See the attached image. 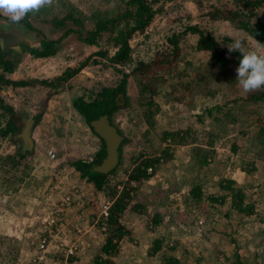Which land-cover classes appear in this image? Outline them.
Returning a JSON list of instances; mask_svg holds the SVG:
<instances>
[{
    "label": "rangeland",
    "instance_id": "374dc122",
    "mask_svg": "<svg viewBox=\"0 0 264 264\" xmlns=\"http://www.w3.org/2000/svg\"><path fill=\"white\" fill-rule=\"evenodd\" d=\"M236 3V0L154 2L155 12L151 23L130 39L131 59L118 69L129 72L137 61L147 60L154 53L170 47V36H178L179 56L175 66L167 71L158 68L149 79L154 89L151 97L159 106L157 113L152 115L150 122L146 121L144 113L148 93L141 97L137 79L130 75L127 92L132 105L116 112L112 118L123 141L119 148L121 159L107 176L110 190L93 192L95 196L91 201H80V214L84 216L79 224L73 222L70 227L66 226L65 235L53 230L52 244L44 253L37 249L40 236L28 235L24 238L25 244L20 243L22 248L29 245L33 248L32 252L29 249H23L22 253L14 251L16 245L12 239H9L10 244L6 242L9 247L0 242V249L9 248L10 253L7 254V263L2 264H38L41 253L47 261L58 264H74L77 255L81 264H95L94 257L106 231L104 219L98 215L104 201L113 202L115 199V195L109 194L111 188L114 187L116 194H119L128 171L137 160L159 156L165 147L160 139L162 131L187 129L192 130V137H197V141L206 140L210 134L216 138H213V147L208 148L206 162L199 157L200 146L195 143L172 146V157L155 164L148 180L131 184L130 195L133 197L121 221L124 222L126 217L133 234L129 241L121 243L111 261L113 264H158L156 257L149 256V246L158 237L165 240L171 237L182 243V248L188 249L187 257L183 251L178 253L189 264H234L236 259L242 264H264V103L247 104L236 100V97L247 93L236 81V70L215 71L210 68L207 54L195 50L197 37L188 30L189 26L198 25L216 36L227 49L228 44L233 42L232 38L243 39L248 46L256 47V40L234 22L209 16L216 8L233 12L237 8ZM118 8V0H53L52 5L47 6L45 18L38 13L30 17V23L36 30L26 28L21 22L14 23L7 15L0 14V36L4 38V45L0 48L8 59L14 57L13 50L18 52V62L13 70L17 80L28 75H35L38 79L52 78L67 67L85 64L59 88L50 90L42 85L18 87L12 89L10 95L7 93L6 97L3 96L5 102L19 112L24 124L29 117L33 118L31 149L35 147L38 153H44L45 158L48 151L54 153L53 159L60 158L57 163L70 169L63 175L69 179L73 172L68 161L89 160L98 149V145L91 141L92 131L74 110L71 100L76 96L88 98L100 87L114 85L121 74L96 54L99 50H108L110 54L113 52L114 48L106 36L100 39L99 45H87L79 41L75 33L62 36L64 28L56 29L45 20H50L53 15L64 16L73 10L76 15L85 17L83 21L90 27L88 17L93 11L113 12ZM255 13L264 20V4L256 8ZM42 35L57 40V50L52 56L35 58L23 47L38 46ZM217 106L222 107L217 109ZM260 139L263 144L259 142ZM9 146L3 144L0 147ZM232 147L234 150H231ZM47 159L43 160L45 166L50 164ZM42 177L48 181L49 172L45 171ZM79 179L77 182L87 184L83 191L89 189L87 193H91V183L84 177L79 176ZM220 179H232L245 190L246 199L254 204L255 212L252 215L236 213L226 201L217 204L204 198L198 202L190 199V189L196 184L203 188V196L218 193L216 184ZM54 181L50 178L47 186L45 183L42 188L45 196H51L43 207L45 218L52 209H59L62 217L68 206L73 205L57 202L56 197L63 193V185H53ZM138 199L144 200L147 205L142 213L160 217L162 224L159 230H151L146 221L147 214L138 216L131 209L132 203ZM88 225L92 231L85 232ZM76 229H80V232L75 235L76 244L73 246ZM54 244L57 250H53ZM80 245L82 248H77ZM200 253L201 259L197 263L195 259Z\"/></svg>",
    "mask_w": 264,
    "mask_h": 264
},
{
    "label": "trees",
    "instance_id": "16d2710c",
    "mask_svg": "<svg viewBox=\"0 0 264 264\" xmlns=\"http://www.w3.org/2000/svg\"><path fill=\"white\" fill-rule=\"evenodd\" d=\"M119 8L113 12L96 9L88 18L91 20V26L87 27L83 21L85 17L80 14H75L73 10L68 11L64 16L53 15L50 20H45L49 26L54 28H64L65 31L62 36L70 33H75L84 44L99 45L100 39L106 36L108 43L114 48L110 54L108 50H99L96 54L106 61L113 68H116L121 74L119 80L110 86H102L97 91L92 93L88 98L85 96H76L72 98L71 105L74 110L84 119L88 128L93 132L89 126L92 119L98 118L101 115H108L110 123L113 124V115L123 109H127L132 105V100L127 92L128 77L133 75L136 77L140 86V95L145 97L148 93L146 101V112L144 117L146 121L150 122L153 114L157 113L159 106L152 99L151 95L154 89L151 87L149 79L155 74L158 68L164 70H171L179 56L178 36L172 35L169 37L168 47L164 51H158L147 60H139L134 63L129 72L123 69H118L130 61L131 59V43L130 39L134 34L143 32L151 23L154 15V2L157 0H118ZM235 11H225L223 9H214L209 16L212 19L225 18L228 21L234 22L237 27L243 29L249 36L264 44V20L258 17L255 9L264 4V0H236ZM118 7V6H116ZM47 6L36 12H29L20 22L24 23L28 29L36 30L30 23V17L33 13H38L46 17ZM255 17L252 21L251 18ZM188 30L196 35L195 50L207 54L209 67L215 71H221L229 68L235 70L239 66L241 54L238 51L229 52L220 41L211 32L201 28L198 25L189 26ZM40 33V32H38ZM57 40L48 39L42 35L39 40V45L35 47L24 46L28 52L35 58H44L52 56L56 53ZM14 57L8 59L5 57L6 53L0 48V86L10 85L17 86H36L42 85L47 88H59L66 83L73 75L84 67V63L78 67H67L62 73L52 78H32L27 80H11L6 77V74L13 72L15 65H17L18 52L12 51ZM188 86V85H187ZM236 100L243 101L247 104H263L264 103V87L254 92H247L243 96L236 97ZM222 106H217L220 109ZM227 114V112H226ZM0 118L3 123H0V146L11 145L15 154H10L7 158L0 155V181L2 183L9 182L12 187H17L20 176L28 169L29 164L26 162L31 155V150H24L20 133L24 127L23 119L18 111L12 106L6 104L0 97ZM118 130V129H117ZM119 132V130H118ZM192 130H165L162 131L161 141L165 143V147L160 151L159 156L144 157L141 160H136L135 165L128 171L127 179L124 181V186L119 194H116V189L111 188L109 193L111 196L115 195L111 206L108 209V215L104 218L106 227L104 242L100 246V253L94 257L95 264H113L109 259L110 256L117 255V242L123 236L128 234L125 226L122 224L121 216L130 205L133 195L131 184H139L145 182L151 177V173L147 169L154 167L160 161L169 160L172 157V146L187 145L195 143L200 146V154L202 162H206L209 155L208 148L213 147L214 140L212 134L206 136V140L200 139L197 141L192 137ZM204 139V138H203ZM216 139V138H215ZM101 140V139H100ZM195 140V141H194ZM125 141V140H124ZM263 144V141H259ZM9 146V147H11ZM1 151L6 148H1ZM231 150H234L232 147ZM118 151L119 161L121 154ZM16 155L18 158H16ZM105 156L104 143L101 140V146L93 154L89 160L77 159L68 161V165L77 172L81 177L86 178L93 185L94 192L110 190L108 187L107 176L109 173H100L93 168L101 162ZM153 170V169H152ZM113 172V170H112ZM3 173V175H2ZM218 193H210L203 196V188L200 185L191 187L189 197L192 200L199 201L201 198L212 203L223 204L229 203V207L236 211V213L249 216L255 212L254 204L246 199L245 190L237 185L232 179H220L217 182ZM135 188V187H134ZM16 189V188H15ZM145 208L142 203H132L131 209L142 212ZM153 221L155 224L159 221L158 215L154 214ZM156 238L153 240L148 249L149 256H154L158 260V264H189L186 258H183L178 251H183L185 257L188 255V249L182 248L184 245L179 243L177 239L173 240L171 237ZM173 240V241H172ZM54 250L55 247L53 246ZM195 259L199 262L200 256ZM108 256L107 258H105ZM72 257V256H71ZM47 261V259H46ZM72 261V260H71ZM55 262L56 261H49ZM38 263V262H37ZM234 264H242L237 261ZM68 264H73L72 262ZM76 264V263H74ZM79 264V263H78Z\"/></svg>",
    "mask_w": 264,
    "mask_h": 264
},
{
    "label": "crops",
    "instance_id": "0c3cea01",
    "mask_svg": "<svg viewBox=\"0 0 264 264\" xmlns=\"http://www.w3.org/2000/svg\"><path fill=\"white\" fill-rule=\"evenodd\" d=\"M16 75L17 74L13 71L11 73L6 74V77L11 79V80H17L18 78L16 77ZM33 76L36 78L35 75L23 76L21 78L23 80H27V79H32ZM18 87L19 88H23V87L30 88L31 86H17V87H12L10 85L0 86V97L5 102V99L3 96L6 97L7 93H9L8 95H10L11 92L15 89H18ZM6 104H8V103H6ZM8 105H10V104H8ZM10 106H12V105H10ZM0 120H1V118H0ZM83 121H84V119H83ZM0 123L2 124L3 122L0 121ZM84 124L86 125L85 121H84ZM84 130H86L85 127H84ZM87 134L89 135V133H86V135ZM90 136H91L90 138H91V141L93 142V144L98 145L97 147L99 148L101 146L100 138L94 132H92V135H90ZM32 143H33V141H32ZM12 148H13L12 146L6 147V149L3 151H1V149H0V155H2L3 157H6V158L10 154H13V156H14L15 151H13ZM30 150H31V155L28 157L29 159L26 161L29 164L28 169L25 170L23 175H21L19 177L20 180L17 184V187H15L16 189L14 187H12L9 184V182L2 183L0 181V242L3 243V245L5 247H9V245L7 246L6 242H8V244H10L9 239H12V241H14L13 244L16 245V247H14L13 250L16 252L20 251V253L24 252L23 249H29V251H31V252L33 250V248H31L29 245H28V248H22L23 246H20V243L25 244L24 243L25 237H27L28 235H31L34 237H39V236L43 235L42 230H41L43 227V220L45 217L44 216L45 210H43V207L48 201H50L51 196H47V195L45 196L42 192V188H43V185H45V183L47 186V182H49L50 178L55 180L53 185H57L58 187L61 184L63 185V186H61V191H63V193L59 194L56 197V198H58V199H56L57 202L60 200L61 196L64 195V193L69 194L71 192H75V194H76V196L74 197V201L72 203H70L73 205L70 207L68 206L64 215L58 221L57 226L54 228L55 233L59 234L61 232L63 235L64 230H66V228H67L66 226L70 227L71 225H73V222H77V225H78L82 216H84V215L80 214V206H79L80 201H85V200L91 201V199L95 196L93 193L94 189L91 188V187H93L92 184H91V186L88 185V186H90L89 188H91V191H92L91 193H87V191L89 189L86 190V192L83 191L84 186L87 184L84 185V183H81L79 181L77 182V180H80L79 179L80 175L77 172H75L72 168H71V170L73 172V176L71 179L63 176L64 173L69 172L70 169H67V166L60 165L61 163L60 164L57 163L61 160L60 158H57L56 160L50 159V157L48 156V153L46 154V158H45V156L43 157L44 153H38V151H37V149H35V147H34V149H30ZM16 158H18L17 155H16ZM40 158H42V159H40ZM44 159L45 160L47 159L48 161H50L49 162L50 164L45 166V164L43 163ZM42 164H43V166H42ZM45 171L49 172L48 181H44L46 178L43 179V177H42V175L44 174ZM2 175H3V173H2ZM79 185H81V187ZM53 200H55V198ZM143 201L144 200L138 199V201H136V202L142 203L145 207L146 204ZM52 203H54V202H52ZM146 207H147V205H146ZM134 212L138 216H140V215L147 216L148 215V217H146V221H147V224H149L151 230L152 229H154V230L158 229L159 230L160 225L162 224L160 222L159 216H158L159 221L157 222V224H155L153 221L154 214L146 213L147 214L146 215L144 212L143 213L142 212L139 213L138 211H134ZM125 221H126V217H125ZM125 221L122 222V224L125 226L126 230L128 231V234L123 236L120 240H118V242H117L118 251H119V247H120L121 243L123 241H129L132 237V234H133L132 227L130 228L128 226V220L126 222ZM90 228H91V226L88 225V228L85 229V232H89V230L92 231V228L91 229ZM77 232H80V229H76V232L73 233V237H74L73 246H75V244H76L75 243L76 242L75 235H77ZM104 235H105V232H104ZM88 236H89V233H88ZM11 237H13V238H11ZM155 238H156V236H155ZM103 242H104V236L102 238L100 246L102 245ZM79 243H82V241H80ZM77 248H82V245H80ZM35 249H34V252H35ZM8 250H9V248H5L4 250L0 249V257H1L0 258V264L7 263L8 257H9V255H7V254H10ZM53 250H54V248H53ZM74 251H75V248H74ZM99 253H100V249H98V252L96 253V255ZM114 256H116V255H114ZM114 256H110L109 259L112 260L111 258ZM33 257H34V255L31 257V259H33ZM78 257H79L78 255L75 257L76 258L75 260L77 262H75V261L74 262L76 264H78V262H79V264H81ZM107 257L108 256H106L105 258H107ZM70 260H72V258H70Z\"/></svg>",
    "mask_w": 264,
    "mask_h": 264
},
{
    "label": "clouds",
    "instance_id": "9594fccd",
    "mask_svg": "<svg viewBox=\"0 0 264 264\" xmlns=\"http://www.w3.org/2000/svg\"><path fill=\"white\" fill-rule=\"evenodd\" d=\"M53 0H0V14L7 15L14 23H19L29 12L51 6ZM228 51H238L241 54L239 66L236 69V81L245 92H251L264 87V44L256 40V47L247 45L240 38H232Z\"/></svg>",
    "mask_w": 264,
    "mask_h": 264
},
{
    "label": "water",
    "instance_id": "95a60500",
    "mask_svg": "<svg viewBox=\"0 0 264 264\" xmlns=\"http://www.w3.org/2000/svg\"><path fill=\"white\" fill-rule=\"evenodd\" d=\"M4 45V38L0 36V47ZM18 48V46H17ZM34 120L29 117L21 130L20 137L23 142V149L30 150L32 148L31 131ZM89 126L93 132L103 141L105 148V156L99 164L94 166V170L100 173H109L114 170L119 162L118 151L123 141V136L118 132L117 127L110 123L108 115H101L92 119Z\"/></svg>",
    "mask_w": 264,
    "mask_h": 264
},
{
    "label": "built area",
    "instance_id": "2783aa9c",
    "mask_svg": "<svg viewBox=\"0 0 264 264\" xmlns=\"http://www.w3.org/2000/svg\"><path fill=\"white\" fill-rule=\"evenodd\" d=\"M48 156L53 159L55 157L54 153H52L51 151H48ZM147 172L151 173L152 172V168H148ZM76 196L75 192H71L69 194H64L61 196L60 198V203L61 205H67L70 204L74 201V197ZM112 202L109 201H104L102 204V207L100 209V213L98 215L99 218H105L108 215V209L111 206ZM53 211L48 212L47 217H44L43 220V227H42V236H40V240H39V244H38V251H41L44 253V251H47L48 246H50V244H52V231L54 230L55 226L57 225L58 221L61 219L60 213L58 212V210H54ZM46 220V221H45ZM49 235V236H48ZM55 236V234H54ZM54 238V237H53ZM60 246L62 245V243L59 244ZM55 247V249H57L56 244L53 245ZM38 264H55V262H49L46 261V259L44 258V255L41 253V255L38 257Z\"/></svg>",
    "mask_w": 264,
    "mask_h": 264
}]
</instances>
